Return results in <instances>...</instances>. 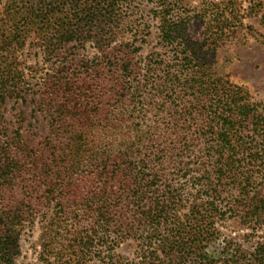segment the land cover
Returning a JSON list of instances; mask_svg holds the SVG:
<instances>
[{"label":"trees","instance_id":"1","mask_svg":"<svg viewBox=\"0 0 264 264\" xmlns=\"http://www.w3.org/2000/svg\"><path fill=\"white\" fill-rule=\"evenodd\" d=\"M145 1L159 23V44L175 50L174 68L154 56L134 62L129 49L139 43L134 51L141 50L151 31L146 23L134 29L129 19L144 12L138 6ZM181 2L0 0V104L21 98L28 85L17 58L27 40L52 64L35 102L47 119L49 156L20 129L0 153V264H17L20 234L42 208L54 209L47 224L58 239L48 245L55 259L45 245L39 264H86L104 252L107 264H264V101L252 102L246 89L213 68L231 22L217 20L209 49L207 40L191 44L186 23L172 15ZM260 24L264 30V14ZM127 29L134 30L133 41L104 53L101 45ZM87 42L101 52L93 61L65 54ZM104 99L112 105L95 122L94 104ZM135 115L150 122L136 127ZM99 122L122 145L114 156L100 153ZM82 168L98 180L91 199L74 196L73 180H62ZM24 182L27 198L7 203L8 189ZM37 189L42 196H34ZM220 224L243 229L239 242L216 243ZM123 239L135 243L131 259L114 252Z\"/></svg>","mask_w":264,"mask_h":264},{"label":"rangeland","instance_id":"2","mask_svg":"<svg viewBox=\"0 0 264 264\" xmlns=\"http://www.w3.org/2000/svg\"><path fill=\"white\" fill-rule=\"evenodd\" d=\"M7 1V0H4ZM138 4L133 5L134 13ZM144 12L134 15L129 20H134V29L139 28L143 30L144 23L150 27L151 34L146 39V43L142 44L141 50L134 51V48L139 45L136 43L129 49L133 55L134 62L145 61L147 57L154 56L159 60L164 61L168 65H172L174 68L175 62L173 61L174 52L173 48H166L159 44L157 39L159 23L154 19L150 10L153 8L149 2H142L139 5ZM253 8L257 10V13L251 15L249 9ZM264 14V0H183L180 5L175 6L172 15L182 18L185 24V37L192 44L194 42H205L207 45L205 48L209 49L211 44V38L216 36L215 31L217 27V20L221 21V17L227 18L231 22L230 29H225V36L221 37V40L217 43V50L214 57L213 68L217 71L218 75L224 77L226 80L234 85L240 86L249 92V96L252 102L264 101V30L260 24V18ZM186 19V21L184 19ZM130 29V28H129ZM128 30V29H127ZM123 34H118L114 42L108 45H101L104 53L108 54L111 49L118 48L125 43H131L133 41L132 34L134 30H128ZM133 32V33H132ZM212 34V35H211ZM210 36V37H209ZM106 42V41H105ZM27 47L18 53L17 58L20 69L24 72L28 85L22 90L21 98H12L5 100L0 104V153L7 149V144L4 142L9 141L14 137V133L17 129L23 133L28 141H31L36 148L39 149L41 154L49 156L50 145L47 141V119L45 115H42L35 108V102L37 93L39 90V83L41 77L44 74L50 72L52 66L51 62H47L46 58L38 51L36 47V41L31 38L27 40ZM211 53V52H210ZM209 53V55H210ZM69 59L73 58L77 60L93 61L97 56L101 55L98 47L95 43L87 42L85 45H73L68 53ZM64 54V56H65ZM139 74H144L143 70L139 71ZM139 77V76H138ZM87 80V79H86ZM107 79L102 78L103 88L108 89L109 82H105ZM129 88V86L127 85ZM95 89L94 95L98 92ZM148 95V94H147ZM149 96V95H148ZM185 99H191L192 95L187 93ZM92 100V99H91ZM92 102H94L92 100ZM98 107V112L95 117V122L102 119V115L105 109H108L112 103L104 99L101 104L95 103ZM111 109V107H110ZM155 112L147 113V117L150 118ZM143 122L149 123V120H140L137 115L134 117V123L137 127L138 124ZM100 127L95 131V135L102 139L99 147L100 153L103 151L109 152L111 156L117 153L122 145H116L117 141L114 138L113 133L108 132L104 127L103 122H99ZM192 130V135L195 136L196 129H202L201 126L195 127ZM207 132V130L205 129ZM118 138H122V133L119 132ZM96 139V138H95ZM192 144V143H191ZM49 145V146H48ZM195 148V142L193 143ZM137 155H145V152L139 148H135ZM51 159V158H50ZM98 160L87 162L88 165H92ZM73 176H64L62 180L65 182H72L74 196L84 198L88 196L91 199V192L94 186L98 185V181L90 170L86 168L76 169ZM165 174L172 175V170H167ZM26 179V176H24ZM24 181V179H23ZM41 189H37L34 196H40ZM26 192H29L26 187V183H21L18 187H10L6 192L7 203L16 206L19 202H22L24 197L27 198ZM229 193L222 194V197L228 196ZM42 196V195H41ZM124 212H128L127 208L123 209ZM51 211L48 209H39L34 218L32 225L22 231L19 237L20 254L16 259L17 264H39L38 254L41 249L46 245L48 254L51 261L55 259L51 253H49L48 245L55 243L52 238L58 239L55 232H51L52 229L48 228V220L51 218ZM128 215V214H127ZM83 220H86L85 218ZM220 224L218 226L219 236L216 243H226L230 239L239 242L244 231L236 224ZM48 228V229H46ZM46 231V233H44ZM49 231V232H48ZM124 236V235H123ZM247 246V244H243ZM104 250V247H101ZM135 243L131 239H123L120 244L114 250L115 254L123 259H131L134 256ZM106 252L101 254H92L85 259L86 264H107ZM217 258V257H216Z\"/></svg>","mask_w":264,"mask_h":264}]
</instances>
